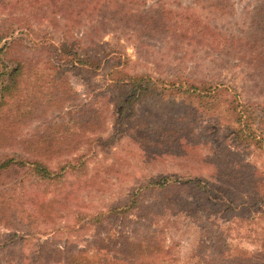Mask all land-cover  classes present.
<instances>
[{
  "label": "rangeland",
  "instance_id": "374dc122",
  "mask_svg": "<svg viewBox=\"0 0 264 264\" xmlns=\"http://www.w3.org/2000/svg\"><path fill=\"white\" fill-rule=\"evenodd\" d=\"M10 27L0 48L21 41L0 50V84L26 65L0 91L12 98L0 109V162H16L0 169V264H249L241 257L254 248L262 252L252 262L264 264V217L238 209L250 186L230 181L238 164L264 183V143L238 139L226 109L230 93L264 107V0H0V35ZM49 44L98 68L39 73L33 66ZM116 63L154 78L125 114L115 106ZM183 76L228 89L226 100L205 107L171 94L165 81ZM31 160L51 172L85 166L48 183ZM163 178L208 180L221 192L214 201L231 192L237 209L172 198L161 207L154 182Z\"/></svg>",
  "mask_w": 264,
  "mask_h": 264
},
{
  "label": "trees",
  "instance_id": "16d2710c",
  "mask_svg": "<svg viewBox=\"0 0 264 264\" xmlns=\"http://www.w3.org/2000/svg\"><path fill=\"white\" fill-rule=\"evenodd\" d=\"M18 30H22V27L20 25L17 26ZM4 29V27L2 28ZM16 31V28H8L6 31L2 32L3 34L0 35V41L2 38H9L12 36V34ZM90 34L87 32L85 34V38L89 39ZM16 41H21L20 39H13L12 41L5 42L4 45L0 48V50H10V48L13 46V44ZM45 41H42L39 43V46L43 48ZM35 45L34 43H32ZM50 45V44H49ZM52 48L54 50L46 51V57L36 60L35 66H33L39 73L41 69V65L44 66V68H50V71L54 69L55 70H61L62 68H75L77 66H81L83 68H87L88 70H94L98 68V61H94L91 56H87L86 59H83L80 57V55L76 51H65L62 49H58L54 47ZM51 53V54H50ZM41 54V52H39ZM50 54V55H49ZM113 58L118 59V63H121L120 61V55H112ZM24 62H17L15 65V68L10 72L3 74V76H6L5 79L6 83L0 84V91L3 89L5 90L9 85H17V78L23 73L25 66ZM26 65V64H25ZM121 64H114V71L115 73H118L120 75L119 78H111L112 81L117 86V89L119 90L117 100L115 102V106L120 104L119 106V113L125 114L127 109L132 108V103L134 98L133 95L135 94L134 91L138 90L137 96L140 94H143L149 90V88L152 87L154 84V78L151 76H142L137 74H129L124 72L122 69H120ZM6 67V66H5ZM59 72V71H58ZM3 71H0V76ZM52 73V71H51ZM53 77L50 75H46V83L49 84L50 81H53ZM59 82H66L65 79H60ZM167 87L166 89L169 90V92L173 95L182 94L187 99H197L199 105L202 104L205 107H210L214 103L220 101V99L226 100V96L221 98L222 90H227L226 88H218V86H215L212 83H209L207 81H201L199 84L194 83L190 80L189 77L183 76V78H180L178 81L175 79L168 78L166 81ZM226 91V93H227ZM30 96V95H29ZM28 96V98H29ZM11 96H5L3 94H0V109H3L5 106L8 105L7 100H11ZM136 99V98H135ZM222 101V100H221ZM236 97L230 93V98L226 101V109L230 112L231 119L234 123L237 124V138L238 139H250L254 141L259 148H262L261 142L264 143V107L260 104H256L254 102H245L243 104L237 103ZM19 103H17L16 107H13L12 114L18 113V107ZM93 106V104L91 105ZM33 107V106H32ZM30 106V108L32 109ZM94 111V108H92V112ZM74 113H76L75 118L73 119L74 123L77 124L80 118H83L84 111L77 110ZM85 117V116H84ZM43 142H45L43 140ZM248 142V140H247ZM249 145V144H248ZM45 147V146H44ZM16 162L14 161V158H8L4 159L0 162V169H4L6 167H9ZM31 169L36 174V177L42 181V182H48L51 183L53 180H57L58 178L62 177L68 167L71 168V170H76L80 168L81 166H85V163L82 162L80 164L77 163H71L68 166H62L60 167L59 172H51L50 169L43 164L42 162L38 160H31L29 162ZM235 168L237 169V172L234 173L230 172V181H242L243 183H247L250 186L251 194L248 198L245 200H242L241 204L239 205L238 209L242 207L243 209H256L258 215L260 217H264V183H261L256 176V174L251 175L250 173L242 174V167L240 165H236ZM236 174H242L241 176H236ZM264 175V174H263ZM241 177V178H240ZM241 179V180H240ZM258 180L254 183V180ZM182 180V181H181ZM155 187L157 189V194L155 195L154 199L156 200V204H163L161 207L167 206L168 203H166L170 198L179 200L181 202V205H185V208L192 207L194 209L196 204L201 203L202 201H207L209 203L218 204L222 206V203L225 204L227 202V206L230 207L232 210H236V203L232 198V194L230 192V198L225 196L224 198H220L221 200L219 202L214 201L215 198H213L212 192L221 193L218 191H215L214 189L209 186V181L205 179H195V178H163L160 182H154ZM242 185L244 186L245 184ZM254 184V188H252V185ZM225 201V202H222ZM253 201V202H252ZM134 204H138L137 200H134ZM133 205V202H132ZM214 206V205H213ZM118 207V208H117ZM112 209H121L119 206ZM122 209H125L129 207V203L126 205L121 206ZM131 207V206H130ZM124 214V212H122ZM101 213L95 214L94 217L97 219V216H100ZM95 221V220H94ZM96 222H100L99 219H97ZM200 241V240H199ZM200 244V242H198ZM240 251V250H239ZM261 249L255 250H249L246 252H243L242 256H248L247 258L241 257L243 260L247 261L249 264L253 263V259L259 254ZM263 254V253H262ZM258 260H261L257 258ZM240 264H243L242 262ZM254 264V263H253Z\"/></svg>",
  "mask_w": 264,
  "mask_h": 264
}]
</instances>
